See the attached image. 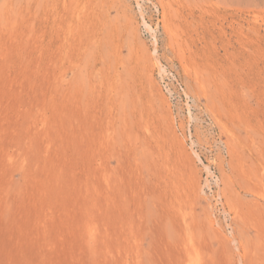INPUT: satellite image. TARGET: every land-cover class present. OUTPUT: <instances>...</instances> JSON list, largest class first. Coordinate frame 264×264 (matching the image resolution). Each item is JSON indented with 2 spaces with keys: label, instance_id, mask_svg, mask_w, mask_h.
I'll return each instance as SVG.
<instances>
[{
  "label": "rangeland",
  "instance_id": "obj_1",
  "mask_svg": "<svg viewBox=\"0 0 264 264\" xmlns=\"http://www.w3.org/2000/svg\"><path fill=\"white\" fill-rule=\"evenodd\" d=\"M0 264H264V0H0Z\"/></svg>",
  "mask_w": 264,
  "mask_h": 264
}]
</instances>
